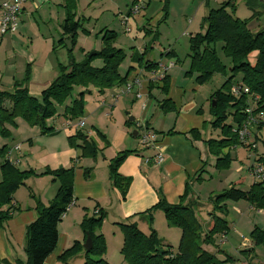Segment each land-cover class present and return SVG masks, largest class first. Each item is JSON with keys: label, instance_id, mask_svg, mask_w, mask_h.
<instances>
[{"label": "crops", "instance_id": "crops-1", "mask_svg": "<svg viewBox=\"0 0 264 264\" xmlns=\"http://www.w3.org/2000/svg\"><path fill=\"white\" fill-rule=\"evenodd\" d=\"M4 1L6 0H0V3ZM62 5V0H27L18 19L17 31L13 34L0 35L1 91H12L14 82L21 81L24 78L25 71L28 69L29 78L25 86L31 96L38 98L40 93L59 76V65L65 66L68 64V48L64 44L65 40L63 41V46L60 44V40L64 37L60 26L61 21L64 19ZM52 14H54V19L51 16ZM147 25L149 26V24ZM115 34L117 36V33ZM80 37L77 39L79 51L76 62H80L84 55L90 51L91 47L90 45L86 49V41ZM143 38H145V33ZM27 39H29L30 43L26 41ZM115 43L113 47L122 50L125 56L118 69L119 75L123 77L130 71L127 79L139 76L140 81H142L140 98H137L136 94H134L136 90L134 87V91L122 94L124 97H118V101L114 100L112 104L111 95L114 93L112 92L110 93L109 102L101 101L98 106L96 104L98 108L92 109L85 118L84 116L81 118L84 122V126L81 129L77 128L80 119L74 122L65 118L52 119L50 128L53 129V135H49V137L42 136L37 128H30L21 119H16L15 124L24 132L25 138L23 140H26L28 144L27 149L23 147L19 140L23 136V134L21 136V133L12 137L14 142L6 141V138L0 137V148L6 147L7 149L3 160L9 161V163L18 168L22 167V172L32 171L36 175L31 176L30 178L32 179H28L29 182L26 181L27 183L25 182L26 184L24 183L13 194L10 204L12 206L11 212L15 208H18L19 211L14 212L12 217L6 221L4 229H0V264H15L16 261H25V229L36 218L34 211L35 201L37 200L47 205L54 198L58 189L54 185L56 181L51 180L49 175L42 174L47 169H57L58 165L65 170L73 169L72 198L74 205L57 224L55 248L44 260L43 264H71V259L66 263H62L58 258L74 242H78L81 245L84 243L80 229V223L84 215L94 214L95 211L102 210L105 213V217L100 232H97V234L107 238L109 233L113 234L112 237H114L118 229L120 230L119 225L121 224H131L130 222H133L137 226V222H140L147 225L148 219L141 213L156 205L160 197H164L170 205L178 204L186 186L190 190L189 195L185 199L186 204H191L196 202V200L198 202L201 199V195L198 194L195 187L196 180L201 179L200 173L206 172L207 167L214 168L217 159L208 154L207 146L203 141L212 138H206L207 134H211L201 130L206 127L207 123L210 124L212 121L211 115L208 113L211 117L209 120L204 118L203 106H196L197 101L193 94L188 98V101L187 99L183 100L184 104L176 101L177 96L172 91L171 84L172 78L176 76L173 71L175 63L180 60L173 51L160 52L161 58L154 60L149 56L147 57L149 43L146 45L141 42L139 46L135 45V50L137 51L135 54L124 51L120 45ZM61 48L66 51L64 56L67 59V63L59 61L54 56L59 52L63 54ZM170 52L173 53L172 58L166 56ZM166 59L174 64L173 68H170L166 73V77L169 79L167 94L161 91V82L154 84L153 89L149 91V73L153 70L146 71V65L162 63V61L163 64H168L164 63ZM172 59H175V63L172 62ZM200 87L202 86H198L192 81L188 89H190V92L197 93ZM78 92L77 89L73 98ZM117 92L115 91V94ZM186 92L183 91V93ZM213 93L211 91L207 93V96L209 95L208 100ZM151 100L154 102V109L153 112L146 115ZM168 100L170 102H166ZM70 101L67 104H70ZM128 104L131 105L129 106ZM142 105H144L143 108ZM4 107L9 109L10 103L8 101L5 102ZM132 107L133 115L130 117L133 118V121L131 122L128 119V122L132 123L130 126L133 129L132 137L137 138L134 140V143H136L135 148L128 140V128L123 126L124 123L126 125L127 123L125 117L122 116L123 111ZM171 108L173 111L169 110ZM156 109H159V111L156 112ZM208 109L209 106L207 111ZM192 111H195L196 114L201 115L203 118L198 115L189 116ZM124 115L129 116L130 113L124 112ZM148 116L151 118L148 119ZM105 118L111 120L105 121ZM142 121L144 122L142 124H145L148 129L157 135L158 151L162 153L163 157V161L159 166L144 163L145 158L153 157L157 150L143 149L140 152L136 150L139 147L141 148L138 143L139 138L136 130H138L137 124ZM4 127L8 132L16 133V130L8 125H4ZM193 129L200 131L202 140L196 141L191 138L188 132ZM263 129L264 127L258 133L259 143H257L255 152L242 145H237L223 149L219 155V158H229L230 162L233 163L232 171L239 175L238 179L240 177L242 182L241 173L244 169L249 172V176L252 178L250 171L255 164L254 155L263 154V148L260 144V141H264L261 136ZM77 131H80L86 136V139L95 143L96 148L99 150L95 158H83L81 157V148L71 149L69 147L67 139L73 137ZM171 131L173 132L172 134H167ZM213 131L216 134V139H218V131ZM97 133L102 135V137H98ZM251 139L253 142L256 141L254 135ZM76 145L81 146L82 141H76ZM15 146L20 147L19 152L13 150ZM105 148L109 150L108 153L104 152ZM23 151H25L24 158L20 161V154ZM122 151H134L118 168L120 176L131 180L124 199L119 191L111 185L108 170L109 161ZM8 152H11L9 156L7 155ZM248 159L252 161L249 162L250 166L247 168L246 160ZM3 160L0 159V164H2ZM1 178L0 172V181ZM233 182L230 180L229 185ZM30 183L31 185H29ZM253 183L254 180L252 178L248 188ZM207 196L208 193L205 192L202 199L206 201ZM196 207L198 216L199 206H197V203ZM227 207L233 212V215L228 216L230 232L221 240L220 236H217L216 244L220 251L217 257L223 260L224 255H228L236 264H248L247 260H244L243 255L237 256L234 253L252 252L253 243L250 238H246L240 233L238 228L236 229V224L237 222V225L240 224L238 217L241 216V220L244 218V210L251 211L253 208L245 201L227 203ZM256 212L260 215L264 214L262 211ZM233 216L237 220L236 224H234L236 220L232 219L234 218ZM208 221L209 219L205 222L207 223ZM152 227V229H149L159 233L157 227ZM171 230L174 232L172 236L176 239L179 236V232L175 231V229ZM164 237H160L164 246L173 245V238ZM111 241L110 239L106 241V252L103 259L107 264H125L120 253L115 256L116 250L111 246ZM204 249L210 253L215 251L211 246H205ZM84 252L83 250L73 257L75 259L72 264L82 263L85 258ZM232 254L237 256L238 259Z\"/></svg>", "mask_w": 264, "mask_h": 264}, {"label": "trees", "instance_id": "trees-1", "mask_svg": "<svg viewBox=\"0 0 264 264\" xmlns=\"http://www.w3.org/2000/svg\"><path fill=\"white\" fill-rule=\"evenodd\" d=\"M68 5L70 2L66 4V6ZM246 5L254 13V18L264 12V0H246ZM66 6H64L66 17L62 24L64 37L60 40V44L63 46V41L72 36L70 39L71 49L67 50L70 53L76 43V36L81 25L79 21H74V14L71 12L73 4L68 10ZM228 7L233 6L226 2L219 9L208 10L203 20V34L190 36L189 69L184 73L185 77L193 78L198 86L204 85L214 73L226 76V67L221 64L215 50L217 43H221L220 51L231 61L230 76L226 78L221 89L214 92L209 99L208 112L212 117L210 127L212 130L218 131V139L203 140L207 146L208 154L217 157L223 149L240 145L233 128L244 121V110L248 105L247 95L242 94L240 98L236 99L230 94V89L234 86L230 80L233 78V74L241 76L240 83L242 85L240 86L257 96L253 112L264 114V28L257 34L250 33L244 21H240L226 12ZM82 32L84 33L83 30ZM101 33L103 35L100 49L94 51V55L90 58H87L89 52L86 53L80 62H75L70 58L67 65H59V76L40 93L38 98L31 96L25 86L29 78L28 69L21 81L14 82L12 91L0 90V137L5 138L9 135L4 125L14 127L16 119H21L30 128H37L42 135H51L53 129L46 127L47 120L55 117L56 106H64L75 89H78L79 92L75 98L71 99L68 106H64L62 113V116L70 121L83 117V97L90 88L98 94H103L106 90L125 84L130 71L123 77L119 75L118 69L125 56L122 50L113 47L116 34L106 30ZM252 53H256V59L253 64H250L248 58ZM172 54L170 52L166 56L172 58ZM95 61H99L100 66H93ZM156 64H147L145 70H155ZM161 83V91L167 94L169 79L165 76ZM154 84L156 83L149 84V91L153 89ZM7 101L10 103L9 109L4 107V103ZM169 110L173 111L172 108ZM228 119L231 120V124H226ZM127 124L131 125L132 123L127 122ZM263 126L264 122L259 123L253 129L252 136L254 135L256 144L259 143L258 133ZM172 133L171 131L167 134ZM188 134L193 140H202L201 133L197 129L190 130ZM97 136L102 137L99 133ZM67 140L70 148H81V157L83 158H95L99 151L95 143L86 139V136L80 131ZM76 141H82V145H76ZM260 144L263 154L255 155V164L264 167V141H260ZM6 152V147L0 148V159L5 158ZM132 153L134 151L119 152L109 161L108 165L111 185L119 191L123 199L131 180L120 176L118 168ZM229 162L228 157H218L215 167H226ZM0 172L2 177L0 181V229H4L6 221L12 217L14 212L19 211L18 208H15L11 212L10 204L14 192L23 186L29 177L36 175L32 171H19L16 166L6 160L0 164ZM42 175L53 177V181L58 182V189L54 198L47 205L35 201L36 218L25 229V261H16L15 264H43L55 248L57 224L61 215L65 207L73 200L72 168L67 170L62 168L47 169ZM189 191L186 186L176 205H170L164 197H160L156 205L141 213L147 217L150 223L152 212L160 210L166 222L180 230L181 238L176 253L172 252L169 246L162 244L154 230L144 234L133 223L121 224L119 226L123 235V244L120 255L125 264H233L234 260L228 255H224L223 260L217 258L220 251L216 244V238L230 232V226L226 221L227 203L242 200L256 211L264 212V182H254L246 191L231 184L228 189L212 195L208 199L212 212L209 214V221L203 224L204 226L197 218L196 202L185 203ZM96 212L91 216L84 215L80 223L83 241L86 236H89L92 241V249L89 252H84L83 264H107L103 259L106 252L104 238L101 234H97L105 213L102 210ZM250 239L254 246L264 245V230L254 229L250 234ZM205 246L213 247L214 253L205 250ZM82 251V245L74 242L58 259L62 263H66Z\"/></svg>", "mask_w": 264, "mask_h": 264}, {"label": "rangeland", "instance_id": "rangeland-1", "mask_svg": "<svg viewBox=\"0 0 264 264\" xmlns=\"http://www.w3.org/2000/svg\"><path fill=\"white\" fill-rule=\"evenodd\" d=\"M68 2H70V5L66 6ZM226 2H229L233 6L226 8V12L231 14L234 18L240 21H244L250 33L257 34L259 31H261L264 28V12L260 13L259 17L256 16L254 18L253 17L254 13L246 5V0H73V1L62 0V3L64 6H66L67 10L70 9L71 5L73 4V8L71 9V12L74 14V21H79L81 25L77 33L76 43L72 51L70 53L67 52L68 58L69 59L72 58L76 62L77 53L79 51L78 49L79 47L77 45V39L79 36H81L80 38L82 40L86 41V45H85L86 49H88L89 46L91 45L89 49L90 50L89 53L93 52L92 50L98 51L101 47L100 46L101 37L103 35V33L101 32L103 30L114 31L115 33H117V36L115 38V42H116L115 44L120 45V47L128 53L135 54V52H137L135 50V45L139 46V43L141 42L145 43L146 45H148L149 43L148 45L149 47L147 50V57L149 56L154 60H158L161 58L160 52L173 51L176 54L177 58L180 60L179 62L175 63V59H172L173 60L172 62L175 63L173 71L176 73V76L172 78L173 81L171 86H172V91H174L177 96L176 101L180 102L181 104H184L183 100L187 99L188 101V98L191 97V95L193 94L197 101L196 106L197 107L203 106L202 108L204 110L203 111L204 118L206 120H209L211 117L209 116L208 114L209 112L207 111V108L209 106V100H208L209 95L207 96V93L209 91L213 93L221 89L222 85L226 81V78L230 76L231 72H229V69L232 64L231 61L228 58H226L223 55V53L220 51L221 43H217L215 45V50L217 52V57L220 60L221 64L226 67V76L220 73H214L210 77V79L206 83H204L202 87L199 88L198 90L199 92L197 93L190 92L188 86H190V83L194 81V79L187 78L184 76V73L189 69V58H188V55H190L189 38L190 36H194L195 34H203L204 32L203 20L207 14V11L219 9ZM132 4L137 6L139 8V11L136 15L130 17L128 21L123 25L121 24V18L123 15H125V13L128 11V9ZM63 5L61 8L62 11L64 12V19H65L66 9ZM51 16L54 19V14H52ZM64 19L63 21H61L60 24L61 27L64 22ZM147 24H149V26ZM82 30L84 31V33L82 32ZM144 33H145V38H143ZM26 41L30 43L29 39H27ZM61 49L63 50V54L62 52H59L56 53L54 56L59 61H62L63 63H67V59L64 56L66 51L64 48ZM255 59H256V53H252L248 58V62L250 64H253L255 62ZM164 63H170V62L168 61V59H166L164 60ZM92 65L100 66V62L95 61ZM230 80L234 86L242 85L240 83L241 76L239 74H233V78H231ZM130 81L131 79L126 80V82H130ZM122 89H123L122 86L115 87L113 89L104 91L103 94H98L94 89L90 88V90H88L89 92L88 93L86 92V94L83 97L84 118L88 115V113L92 109L94 110L98 108L96 107V104L98 106L101 101L109 102L110 93L112 92H114L111 95V100L113 104L114 98L116 97L115 91ZM76 91L77 89L74 90V93L71 95L70 99L74 97ZM180 91L182 92V94ZM183 91H187V92L183 93ZM118 97H124V96L122 95ZM70 99L66 100L64 106L69 105L67 103L70 101ZM128 105L130 106L131 104ZM153 105L154 102L153 100H151L146 115H149L151 112H153L154 109ZM64 106H56V115L52 119L57 120L64 118L61 115L64 111ZM132 109L133 107L128 108L127 110L122 112V116L125 117L126 123L128 122L129 117L133 115ZM158 111L159 109H156V112ZM124 112H129L130 115L126 116L124 115ZM101 114H103V112H101ZM196 115L202 117L201 115L196 114L195 111H192V113L189 114V116H196ZM149 118L151 117L148 116V119ZM52 119L47 120L46 122L47 128L51 127ZM77 120L79 119L71 120V121L74 122ZM109 120L111 119L107 120V118H105V121H109ZM140 123H144V122L142 121ZM226 124H231V120L228 119L226 121ZM127 125L124 123L123 126L128 128L127 131L128 140L130 143L133 144L135 148L136 143H134V140L137 138L132 137L133 129L130 128L131 125L129 124ZM11 128H14L16 130V133L8 132L9 135L5 137L7 139L6 141L14 142L12 141L13 140L12 137H15L21 133V136L22 134L23 136L19 140L21 141L23 147L27 149L28 144L26 140H23V138H25L24 132L20 130L16 124L14 127ZM201 130L202 132L205 133L209 132L211 134V135L207 134L206 138L209 137H212L213 139L216 138V134L213 133L214 131L211 129L209 123H207L206 127H204ZM136 132L138 134V130H136ZM42 136L49 137V134H44ZM261 136L264 139V129L261 131ZM143 149H144L143 147L141 148L139 147V149L136 150L140 152L143 151ZM108 151L109 150L107 148L104 149V152L108 153ZM24 152L25 151H23L22 154H20V158H19L20 161L24 158ZM213 157L215 159L220 156L218 157L213 156ZM250 161L252 160L249 159L246 160L247 168L250 166L249 163ZM232 164L233 163L229 162V164H227V166L223 168L207 167L206 172L200 173L201 179L196 180L197 182L195 187L197 188L198 194L201 195L200 197L201 199H199L198 202L196 200L197 206H199L197 218L198 220H200L202 225L206 223L205 221L209 219V214L212 212L211 203L208 200L210 197H212V195L220 193L225 189H228L231 186V184L232 185L235 184L236 188L240 190L245 191L249 189L248 184L249 182H252V178L249 176V172L246 169L243 170V172L241 173V176L243 177V182H242V179L240 177L238 179L239 175L235 174L232 171ZM16 168L19 171H22V167L19 168L16 167ZM60 168H61L60 165H58L57 169ZM28 179L30 180L32 178L29 177ZM28 179L26 180L27 182H29ZM51 180H53V177H51ZM230 180L234 182L229 185ZM29 185H31V183ZM54 185L57 188L58 182L56 181ZM205 192L208 193L206 201L202 199V196H204ZM239 202H242V200ZM227 210H228V215L226 216V221L230 226V220L228 216L233 215V212L232 210L228 209V207ZM243 212H245L244 218L241 220V216L238 217V220L240 221L239 225H237L238 222L235 219V216H233L234 218H232L233 220H236L234 224H236L237 222L236 229L238 228L240 233H242L246 238H250V234L254 231V229L264 230V214L263 215L257 214L255 209H252L251 211L244 210ZM91 215L92 213H89L88 216ZM151 217L152 220L150 221V223L146 222L147 225L145 223L137 222L138 225L136 226L135 224V226L138 228V230H140L144 234L150 233V229L153 228L152 226L157 227L159 230V233H156L157 236L159 235L158 238L162 236L163 237L166 236V238L167 237L173 238L172 239L173 245L168 244L166 246H169L171 250H173L172 252L176 253L181 238L180 230L176 226L167 223L163 216V213L160 210H154L152 212ZM100 229L98 230L99 232ZM171 229H175V231L179 232V236L176 239H174V237L172 236L174 232ZM112 236L113 234L109 233L107 238L106 237L104 238V236L102 237L104 238L105 249H106V241L108 239L112 240L110 244L116 250L115 253L116 256V254L118 255V253H120V250L122 248L123 235L121 230L118 229L117 234L115 233V236L114 237ZM252 247H254L252 252H243V254L240 253L238 254L237 252H235L234 254H236L237 256L243 255L244 260L245 261L247 260L248 264H264V245L262 244L258 246L253 245ZM234 254L232 255L235 258H237V256H235ZM74 259L75 258L71 259V264L74 261ZM83 262L80 264H83ZM233 264L236 263L233 262Z\"/></svg>", "mask_w": 264, "mask_h": 264}, {"label": "built area", "instance_id": "built-area-1", "mask_svg": "<svg viewBox=\"0 0 264 264\" xmlns=\"http://www.w3.org/2000/svg\"><path fill=\"white\" fill-rule=\"evenodd\" d=\"M27 2V0H6L0 3V35L13 34L17 31L18 28V19L22 11L23 5ZM139 11V8L135 5H131L125 15L121 18V24H125L128 19L134 15H136ZM174 66L173 63L162 64L157 63L156 69L149 73L148 83H159L166 76L167 71ZM136 88L134 94H136L137 98L141 96L142 89V81H140L139 76H135L131 79L130 82H127L123 85L122 90H118L116 93V97L114 100H117L118 96L124 93H130L133 88ZM134 91V90H133ZM230 94L238 99L241 95H247L248 105L246 106L244 113L245 119L244 121L237 127L233 128V132L236 134L238 143L242 146L247 147L250 151L256 149L257 144L252 141V130L259 123L264 122V114L262 112H253V105L258 99L257 96L251 94L248 89L242 86H232L230 89ZM144 105H142V108ZM84 126V122L82 120L78 121L77 128L81 129ZM138 138L140 146L144 149H154L157 150V153L151 158H145V164H152L155 166L161 165L163 161L162 153L158 151L157 146V135L155 132L151 131L147 128L145 124L138 123ZM14 151H20L19 146H15ZM11 152H8L9 156ZM251 176L254 182H264V167L258 164H254L251 169ZM74 201L72 200L66 207L64 212L61 215V218L73 207ZM94 213H97L96 211ZM226 235H220V240L225 238Z\"/></svg>", "mask_w": 264, "mask_h": 264}, {"label": "water", "instance_id": "water-1", "mask_svg": "<svg viewBox=\"0 0 264 264\" xmlns=\"http://www.w3.org/2000/svg\"><path fill=\"white\" fill-rule=\"evenodd\" d=\"M71 37L72 36H70L69 37V39L68 40H65L64 41V44L66 45V47L68 48V49H70L71 48V45H70V42H71ZM94 51L93 52H91V53H89L88 55H87V58H90L92 55H94ZM129 121H133V118L132 117H129ZM82 248H83V250L85 251V252H89L91 249H92V241H91V239H90V237L89 236H86V239H85V241H84V243L82 244Z\"/></svg>", "mask_w": 264, "mask_h": 264}, {"label": "bare ground", "instance_id": "bare-ground-1", "mask_svg": "<svg viewBox=\"0 0 264 264\" xmlns=\"http://www.w3.org/2000/svg\"><path fill=\"white\" fill-rule=\"evenodd\" d=\"M127 83V82H126Z\"/></svg>", "mask_w": 264, "mask_h": 264}]
</instances>
